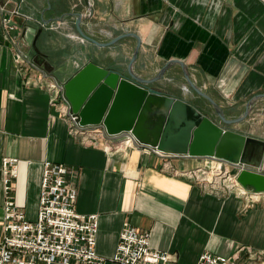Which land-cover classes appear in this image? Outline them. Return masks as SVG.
Here are the masks:
<instances>
[{"label": "crops", "instance_id": "0c3cea01", "mask_svg": "<svg viewBox=\"0 0 264 264\" xmlns=\"http://www.w3.org/2000/svg\"><path fill=\"white\" fill-rule=\"evenodd\" d=\"M90 1L89 16L84 0H0V8L5 6L0 9V239L4 160L18 162L16 176H8L11 195L29 220L37 215L27 214V209L34 200L37 204L43 164L48 162L67 166L65 179L78 195V214L99 216L96 252L107 260L128 223L150 236L153 251L172 255L173 264H196L205 252L237 255V264H244L252 252L261 257L257 264H264V199L247 207L236 195H212L173 171L209 168L211 160L168 155L134 142L125 151L110 153L104 140L95 147L81 145L51 104L50 90L52 84L64 86L89 62L129 76L136 40L125 38L107 49L82 42L73 14L85 17L82 31L100 43L122 34L138 35L142 45L133 67L136 76L151 80L169 61L180 60L227 119L241 117L246 104L254 103L243 123L221 126L255 141L244 150L241 165L264 174V0ZM17 5L34 20L64 26L61 31L21 26L19 18L6 11ZM4 19L11 20L9 26ZM58 39L61 42L54 43ZM17 42L21 45L16 48ZM57 52L61 59L55 60ZM99 56H109L112 62L104 63ZM180 78L188 92L191 88L178 65L170 66L150 88L187 102L220 124L200 102L167 92ZM230 170L238 175L233 166Z\"/></svg>", "mask_w": 264, "mask_h": 264}, {"label": "built area", "instance_id": "2783aa9c", "mask_svg": "<svg viewBox=\"0 0 264 264\" xmlns=\"http://www.w3.org/2000/svg\"><path fill=\"white\" fill-rule=\"evenodd\" d=\"M11 20L4 19V26ZM21 56L19 55L18 59ZM51 104L57 107L60 116L66 120L69 135L81 145L95 147L99 140L107 142L106 150L122 152L133 145L125 138L122 143H114L100 126H82L76 114L72 112L63 86L52 84ZM213 166L198 170L174 173L194 181L203 190L218 196L231 194L246 201L247 207H253L264 199V193L243 188L237 176L231 173V162L213 161ZM17 160H4V194L6 196L3 211L4 226L0 239V264H173L169 253L153 251L150 236L140 232L127 223L122 229L115 254L110 260L96 252L99 230L98 215H80L75 209L77 194L68 184L67 166L62 164H43L40 177L39 199L36 220L27 219L11 195V181L8 176H16ZM14 166L9 170V166ZM237 255L232 258L213 256L203 253L196 264H237ZM261 257L249 252L244 264H257Z\"/></svg>", "mask_w": 264, "mask_h": 264}, {"label": "water", "instance_id": "95a60500", "mask_svg": "<svg viewBox=\"0 0 264 264\" xmlns=\"http://www.w3.org/2000/svg\"><path fill=\"white\" fill-rule=\"evenodd\" d=\"M84 1L90 16L92 3L90 0ZM72 16L76 18V31L91 45L107 49L125 38H133L137 44L127 65L128 77L89 62L64 84L65 97L82 126H100L111 139L129 138L135 145L141 144L168 155L231 162V166L238 170L237 180L243 188L249 187L257 193H264V174L241 165L244 150L255 141L221 126L238 125L248 119L254 105L252 101L246 104L241 117L227 119L217 103L193 83L185 63L180 60L169 61L155 78L142 79L133 73L142 45L138 35L122 34L105 44L100 43L82 31L85 17L80 14ZM172 65L181 68L188 87L197 97L215 109L220 124L203 116L199 109L187 102L150 88L165 77ZM260 98H264V95H260ZM148 130L151 134L147 133Z\"/></svg>", "mask_w": 264, "mask_h": 264}, {"label": "rangeland", "instance_id": "374dc122", "mask_svg": "<svg viewBox=\"0 0 264 264\" xmlns=\"http://www.w3.org/2000/svg\"><path fill=\"white\" fill-rule=\"evenodd\" d=\"M18 6V5H17ZM16 8L14 7V9H11V10H6L7 13H8V16L11 17V18H15V19H18L20 20L19 24L22 25H28L29 27H31L33 24H35V26L37 28H40L42 30H50V31H61L62 27L64 26L63 23L62 24H57V23H47V24H43V22H41L40 20H34L32 19L31 17L27 16L24 12H23V9L21 10V7L18 6ZM2 11L5 10V6L3 5V7L0 8ZM79 37V36H78ZM79 39L83 42V39L79 37ZM60 39L54 41V43H60ZM20 42H17L15 43V47L17 46H20ZM16 47V48H17ZM54 59L58 60V59H61L60 57V53L57 52L53 55ZM98 59L100 58V61L103 60V62L105 63L104 60L106 61H110L112 62V60L108 57H97ZM116 67L120 68L118 66V64L115 65ZM185 86V85H184ZM171 87L172 89H167V92H171L173 93L174 95H177V96H181L182 98L184 96H186L188 99H190L191 101L194 100V102H200L202 106H206V114H208L210 116V118L212 119H216L217 121H220L219 120V117L215 114H213L214 112H212V110L210 109V106H208V103L206 101H204L203 99H201L200 97H197L195 95V93H193V91H191L192 89H189L188 88V92H186L187 90V87H183V80L180 79H177V81L174 79V82L172 83V86H169ZM227 127V126H226ZM37 204H38V200H37ZM36 204V200L33 201V205L32 206H29L28 209H27V214L30 213L31 216H34L36 214V212L38 211L37 210V205ZM28 217V216H27ZM36 217V215H35ZM29 220V219H28ZM36 220V218L34 220H30L32 222H34Z\"/></svg>", "mask_w": 264, "mask_h": 264}]
</instances>
